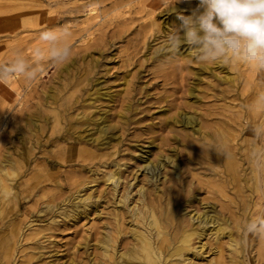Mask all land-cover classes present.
Instances as JSON below:
<instances>
[{
  "label": "rangeland",
  "instance_id": "obj_1",
  "mask_svg": "<svg viewBox=\"0 0 264 264\" xmlns=\"http://www.w3.org/2000/svg\"><path fill=\"white\" fill-rule=\"evenodd\" d=\"M177 2L0 0V65L13 60L17 52L31 62L34 49L44 47L39 34L45 30H67L70 33L67 43L71 47V56L64 63L45 61L39 65L43 71L35 81L29 82L23 77L0 81V113H6V118L0 117V158L10 154L17 159V155L30 147L27 165L14 178L10 180L4 176L5 172H0V178L4 177L5 183L12 188L9 202L0 200V243L1 237L4 238L11 228L16 229L9 243L11 246L8 244L3 250L0 244V264H95L96 230L100 223L111 220L108 213L111 208L104 209L100 219L92 213L77 222L39 212L46 202V194L59 189L52 185L54 178L62 184L59 194L67 196L78 188L74 186L75 181L89 175L79 166L57 159L60 146L64 144L60 137L63 127L87 135L95 128L92 119L105 115L107 119L117 121L119 112L125 111L128 124L123 131L120 126V129L116 128L117 134L122 133L119 150L123 153L138 148L135 154L145 153L148 149L156 150L154 145L159 142L156 138L166 133L167 129L161 126L166 116L173 115L176 106L183 105L187 99L193 103L189 95L191 88L198 95L199 101L193 103L197 104L198 110L210 111L216 105H225L235 111L239 109L240 101L233 95L234 89L240 91L250 77L264 75L235 61L225 65L199 63L189 55L187 45H182L176 55L168 53L165 50L166 34L180 27L178 14L191 15L199 0ZM174 5L176 10L170 11ZM81 74L86 78L78 83L83 77ZM225 76L235 79L238 76L235 86L230 87L221 80ZM220 91L224 99H218ZM97 92L111 94L112 99L96 98ZM127 103L131 110L125 108ZM60 111L63 117L57 124L54 116ZM173 145L177 147L175 151L172 149L173 152L180 158L181 141ZM112 151L111 148L100 150L102 153ZM107 157L110 156L106 155L104 159ZM202 171L195 169L194 173ZM46 172L53 177L41 182L40 177ZM104 183L100 181V186L107 187ZM90 185H94L92 189L96 188V182ZM206 194L201 190L199 197H207ZM227 195L232 197L231 193ZM207 201L208 205L215 204L217 212L221 211L217 200L208 198ZM258 202L263 205L264 200ZM256 217L255 213L251 219ZM251 238V245L240 256L239 264H250L249 257L252 264H264L263 238ZM226 240H221V254L205 253V257L197 259L196 263L205 264L213 259L212 264H230L228 252L231 248L224 244ZM210 242L213 247L222 244Z\"/></svg>",
  "mask_w": 264,
  "mask_h": 264
},
{
  "label": "bare ground",
  "instance_id": "obj_2",
  "mask_svg": "<svg viewBox=\"0 0 264 264\" xmlns=\"http://www.w3.org/2000/svg\"><path fill=\"white\" fill-rule=\"evenodd\" d=\"M204 68L201 67L202 70ZM260 75L250 77L240 91L234 89L233 95L240 101L239 109L235 111L225 105H216L210 111L198 110L197 104H193L199 101L198 95L191 88L189 95L193 103L187 99L183 105L176 106L173 115H165L167 119L161 126L167 129L166 133L156 138L159 140L154 145L156 150L148 149L145 153L135 154L138 148L133 151L127 149L128 152L123 153L119 150L122 133L117 134L116 128L120 126L123 131L128 124L129 117L125 111L119 112L117 121H111L105 115L97 119L92 117L95 128L87 135L70 132L63 127L60 137L64 144L60 146L57 159L79 166L89 175L75 181L74 186L78 188L67 196L59 194L62 184L54 178L52 185H57L59 189L48 196L46 194V202L39 212L77 222L92 213L100 219L104 209L111 208L108 212L111 220L103 224L99 222L98 230L95 229V264H197L196 260L205 257V253L221 254V240L224 238H227L224 244L231 248L229 263L239 264L240 256L251 245L252 239L251 235L244 234V225L255 213L257 217L264 213V203L258 202L264 200V171H257L250 160V151L256 141L249 129V125L257 122L264 124V115L253 113L248 107L255 93L264 90V75ZM84 78L83 75L78 83ZM237 79L238 76L236 79L234 76L221 78L230 87L235 86ZM221 93L218 99L223 98ZM104 94L97 92L95 97L112 99L111 94ZM125 108L128 111L130 104L127 103ZM67 109L69 112L70 109ZM5 114L0 113V117H5ZM62 115L61 111L55 113L57 124ZM177 141H181L183 146L180 158L173 152L177 148L173 144L176 145ZM68 143L71 145L68 146ZM221 147L227 149L228 155L218 152ZM107 148L113 151L100 152ZM26 150L17 155V159L10 154L0 158V172H5L4 176L8 179L14 178L27 165L30 147ZM106 155L110 157L104 159ZM195 169L203 170L199 174L212 177L206 179L199 176L194 173ZM51 177L46 172L40 179L44 182ZM100 181H104L107 187H101ZM92 182H96L94 189L95 184L90 185ZM11 189L4 177L0 178L1 201L9 202ZM201 190L206 191L208 196L200 198ZM230 193L232 197L227 195ZM208 198L217 200L221 211L217 212L213 203L208 205ZM258 205L261 207L256 209ZM14 230L11 228L4 238L1 237L3 250L11 244ZM212 240L222 244L213 247ZM212 260L205 264H212ZM252 262L249 257V263Z\"/></svg>",
  "mask_w": 264,
  "mask_h": 264
},
{
  "label": "clouds",
  "instance_id": "obj_3",
  "mask_svg": "<svg viewBox=\"0 0 264 264\" xmlns=\"http://www.w3.org/2000/svg\"><path fill=\"white\" fill-rule=\"evenodd\" d=\"M175 5L170 11L176 10ZM191 13L178 14L180 27L166 34L168 53L176 55L182 45H187L189 55L199 63L235 61L264 73V0H199ZM69 36L67 30L42 31L39 40L44 47L34 49L31 62L17 52L13 60L0 65V81L12 77L35 81L43 71L39 66L43 62L64 63L71 56ZM248 107L249 111L264 115V90L255 93ZM249 129L256 141L250 160L257 171H264V124L257 122L249 125ZM218 152L228 155L223 147ZM243 231L246 236L264 238V216L247 221Z\"/></svg>",
  "mask_w": 264,
  "mask_h": 264
}]
</instances>
